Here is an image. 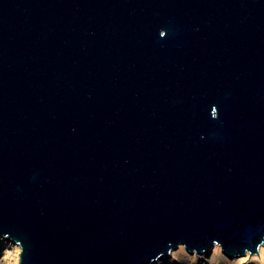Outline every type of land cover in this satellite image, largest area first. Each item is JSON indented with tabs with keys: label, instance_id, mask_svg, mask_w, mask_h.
<instances>
[{
	"label": "water",
	"instance_id": "95a60500",
	"mask_svg": "<svg viewBox=\"0 0 264 264\" xmlns=\"http://www.w3.org/2000/svg\"><path fill=\"white\" fill-rule=\"evenodd\" d=\"M18 264L264 244V0H0V238Z\"/></svg>",
	"mask_w": 264,
	"mask_h": 264
},
{
	"label": "rangeland",
	"instance_id": "374dc122",
	"mask_svg": "<svg viewBox=\"0 0 264 264\" xmlns=\"http://www.w3.org/2000/svg\"><path fill=\"white\" fill-rule=\"evenodd\" d=\"M177 248L178 246L171 250H176ZM184 249L183 254L175 256L169 252L168 255L158 257L151 264H264V254L260 255L259 252L253 254L246 252V256L243 254L244 258L235 259L231 258L233 256L226 255L222 249L219 253H214L213 247L208 253H191L185 246ZM18 254L19 251H17L16 246L12 242L6 239L0 240V264H18Z\"/></svg>",
	"mask_w": 264,
	"mask_h": 264
},
{
	"label": "bare ground",
	"instance_id": "6f19581e",
	"mask_svg": "<svg viewBox=\"0 0 264 264\" xmlns=\"http://www.w3.org/2000/svg\"><path fill=\"white\" fill-rule=\"evenodd\" d=\"M5 239L7 241L12 242L16 246L17 251H19V245L15 241H13V240H11L9 238H4V237H2L0 240L2 241V240H5ZM184 250H185L184 249V245L180 244V245H178V248L176 250H171L170 253L172 255L178 256L179 254H183ZM212 250H213L214 253H219L221 251V247H220L219 244H215L213 246V249ZM258 252H259L260 255L264 254V244H262V245L259 246V251ZM246 254L247 253H245V256H246ZM245 256H243V254H242V255H238V256H233L231 258L242 259Z\"/></svg>",
	"mask_w": 264,
	"mask_h": 264
}]
</instances>
